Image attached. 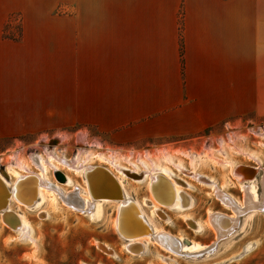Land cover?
<instances>
[{
	"label": "crops",
	"instance_id": "crops-1",
	"mask_svg": "<svg viewBox=\"0 0 264 264\" xmlns=\"http://www.w3.org/2000/svg\"><path fill=\"white\" fill-rule=\"evenodd\" d=\"M104 1L87 0L83 21L43 22L29 33V1L0 0V126L9 127L0 134L27 132L28 105H83L85 124L137 143L231 126L232 116L255 108L264 113V6ZM18 17L24 37H5ZM33 68L59 75L30 81ZM32 84L46 88L33 92Z\"/></svg>",
	"mask_w": 264,
	"mask_h": 264
},
{
	"label": "rangeland",
	"instance_id": "rangeland-1",
	"mask_svg": "<svg viewBox=\"0 0 264 264\" xmlns=\"http://www.w3.org/2000/svg\"><path fill=\"white\" fill-rule=\"evenodd\" d=\"M28 1L26 30L29 33L43 22L83 21L87 3V0ZM103 4L114 7L115 0H105ZM245 4L264 6V0H247ZM24 21L11 18L4 36L23 38ZM33 69H29V80L35 78L39 83L47 80L48 74H57L50 68ZM45 86L32 84L29 89L34 92ZM47 87L50 89V84ZM8 128L0 126V129ZM79 138H83L82 143L78 142ZM49 154L67 165L88 156L90 164H103L117 173L97 159V156H113L122 167L140 173L141 177L129 175L133 178H142L145 168L169 170L191 197V206L184 211L165 210L169 217L166 222L157 219L147 206L145 213L157 229L187 243L208 247L217 243L215 253L199 259L174 255L149 239L145 251L134 255L125 249L126 242L114 230V205L105 206L104 216L90 218L61 203L56 208L47 200L38 208L20 210L32 226L31 241L11 231L0 216V264H264V211L242 217L237 232L221 241H217L208 226L212 213L233 216V210L215 195L211 182L229 195L235 205H240L244 202V190L242 179H237L235 171L243 169L248 178H253L259 197L264 198V113L259 108L232 116L231 126L164 142L137 143L117 141L115 133L101 132L97 126L85 124L83 105H28L27 132L0 134V173L12 183L13 179L6 173L11 156L31 162L38 161L39 156L47 160ZM167 156L169 162L165 160ZM178 165L183 169H178ZM31 167L38 171L35 165ZM62 170L84 184L80 174L65 167ZM48 175L54 178L51 170ZM124 184L132 199L143 204L149 198L148 178L142 183L125 178ZM42 212L45 214L39 217Z\"/></svg>",
	"mask_w": 264,
	"mask_h": 264
},
{
	"label": "bare ground",
	"instance_id": "bare-ground-1",
	"mask_svg": "<svg viewBox=\"0 0 264 264\" xmlns=\"http://www.w3.org/2000/svg\"><path fill=\"white\" fill-rule=\"evenodd\" d=\"M82 139L79 138L78 142L82 143ZM167 158L168 156L165 160L169 162L170 160ZM89 159L90 157L87 156L83 161H75L72 165H67L61 158H54L51 154L47 155V160L39 156L38 161L34 159L31 162L11 156L6 163V173L13 179L12 183H9L1 173L0 180L9 190L17 185L18 191L16 196L13 194L9 200L7 209L0 211L3 224L11 231L18 233L19 237H25L27 241H31L29 232L32 231V226L25 216L20 213V210L38 208L49 200L52 203L51 205H55V207L58 203H61L77 213L87 215L90 218H100L105 214L106 205H114L116 207L113 221L114 230L126 242L125 249L134 255H139L145 251L149 239H153L163 249L174 255L178 254L199 259L215 253L217 243L209 247L187 243L181 238H176L157 229L151 218L145 213L144 207L147 206L151 208L152 214L157 219L166 222L169 217L165 210L178 209L184 211L191 206V197L183 191V186L169 170L165 168H145L143 174H141L142 178H133L129 175L139 176L140 173L134 169L122 167L113 156H97V159L101 163L112 166L120 176L103 164H90ZM31 164L37 167V172L32 169ZM62 167L80 174L84 184L81 185L74 181L69 174L62 170ZM177 167L183 169L180 165ZM49 170L53 173V179L55 180L49 177ZM105 172L117 181L122 192L121 195H114L112 185L105 180L107 176ZM235 176L237 179H242L241 187L244 190V202H240V205H235L229 195L210 181L214 186L217 198L233 210V216L222 213H212L209 216L208 226L216 234L217 241L232 237L239 229L242 217L264 211V198L261 197V199L257 194L256 188L252 184L253 178H248L247 171L243 169H237ZM125 178H130L137 183H142L145 178H148L149 198L146 202L141 204L138 200L132 199L125 188ZM103 183H106V191L113 198L102 197V194L106 191L101 188L98 189L97 185ZM34 189L37 191V195L34 199H31ZM43 213H40L39 217ZM194 227L197 228V226Z\"/></svg>",
	"mask_w": 264,
	"mask_h": 264
},
{
	"label": "water",
	"instance_id": "water-1",
	"mask_svg": "<svg viewBox=\"0 0 264 264\" xmlns=\"http://www.w3.org/2000/svg\"><path fill=\"white\" fill-rule=\"evenodd\" d=\"M106 175L107 176L105 177V180L107 181V183H110L112 185L113 191L115 193L114 195H116V196L117 195H121L122 192L120 190V187L117 184V181L110 174H107L106 173ZM24 180H22V181H24ZM17 187L18 186L15 185L14 187H12V189L9 190L4 185V183L0 180V211H3L5 209H7L8 205H9V200L11 199V197L13 196V194H14V196H16V194H17V191H18ZM97 188L98 189L101 188V189H103V190L106 191V183L97 185ZM35 189H34V193L31 196V199L32 198L34 199L36 197V195H37V193H36L37 191ZM102 197L103 198H109V197H112L113 198V196H109L108 191H106L105 193H103L102 194ZM112 198H110V199H112ZM116 199H119V198H116Z\"/></svg>",
	"mask_w": 264,
	"mask_h": 264
},
{
	"label": "flooded vegetation",
	"instance_id": "flooded-vegetation-1",
	"mask_svg": "<svg viewBox=\"0 0 264 264\" xmlns=\"http://www.w3.org/2000/svg\"><path fill=\"white\" fill-rule=\"evenodd\" d=\"M231 212V211H230Z\"/></svg>",
	"mask_w": 264,
	"mask_h": 264
},
{
	"label": "trees",
	"instance_id": "trees-1",
	"mask_svg": "<svg viewBox=\"0 0 264 264\" xmlns=\"http://www.w3.org/2000/svg\"><path fill=\"white\" fill-rule=\"evenodd\" d=\"M6 36V35H5Z\"/></svg>",
	"mask_w": 264,
	"mask_h": 264
}]
</instances>
